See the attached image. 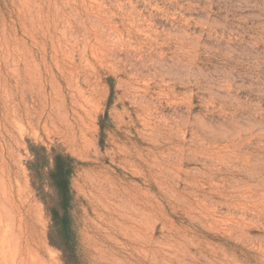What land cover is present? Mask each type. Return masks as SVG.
I'll return each instance as SVG.
<instances>
[{"label": "rangeland", "instance_id": "obj_1", "mask_svg": "<svg viewBox=\"0 0 264 264\" xmlns=\"http://www.w3.org/2000/svg\"><path fill=\"white\" fill-rule=\"evenodd\" d=\"M52 151L71 264H264V0H0V264H65Z\"/></svg>", "mask_w": 264, "mask_h": 264}, {"label": "trees", "instance_id": "obj_2", "mask_svg": "<svg viewBox=\"0 0 264 264\" xmlns=\"http://www.w3.org/2000/svg\"><path fill=\"white\" fill-rule=\"evenodd\" d=\"M100 129H104L102 121ZM44 159L51 161L46 176L55 197L54 204L48 209L51 218L50 241L61 250L64 263L71 264L75 258V232L71 217L73 195L70 188L74 160L55 151L50 156L45 155ZM30 170L34 171L32 168Z\"/></svg>", "mask_w": 264, "mask_h": 264}]
</instances>
